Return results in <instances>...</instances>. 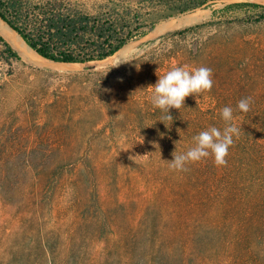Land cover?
I'll return each instance as SVG.
<instances>
[{
    "label": "rangeland",
    "instance_id": "1",
    "mask_svg": "<svg viewBox=\"0 0 264 264\" xmlns=\"http://www.w3.org/2000/svg\"><path fill=\"white\" fill-rule=\"evenodd\" d=\"M167 1L63 0L89 14L131 10L155 24L114 55L85 63L29 61L0 26L21 57L6 59L0 40V264H46L44 243L57 264H129L132 252L150 264L153 242L162 250L168 188L182 179L163 154L162 111L150 102L149 85L173 66L208 67L213 80L175 113L263 109L264 0H210L166 17L181 6ZM245 97L247 113L236 107ZM139 228L154 233L135 248ZM259 232L249 245L255 254L237 257L230 244L206 240L219 256L191 264H264Z\"/></svg>",
    "mask_w": 264,
    "mask_h": 264
},
{
    "label": "trees",
    "instance_id": "2",
    "mask_svg": "<svg viewBox=\"0 0 264 264\" xmlns=\"http://www.w3.org/2000/svg\"><path fill=\"white\" fill-rule=\"evenodd\" d=\"M62 1L0 0V16L40 55L65 63L105 59L155 26L144 24L138 15L134 18L131 10L118 15L89 14L67 8ZM208 1L168 0V5L181 6L166 17L202 7ZM259 19H264V14ZM0 40L5 45L6 59H21L1 35ZM176 110L170 109L173 121H164L169 127L162 122L163 154L170 160L173 152L182 154L194 147L193 137L199 132L212 126L223 131L225 127L220 113L180 114ZM165 115L162 112V117ZM233 117L232 123L240 134L238 138L233 136L226 166H216L210 155L187 164L186 170L180 171L182 179L171 181L166 201L172 206L169 218H162V250L154 241L150 264H191L195 259L218 257L207 247L206 240L230 244L237 257L256 253L249 245L261 239L259 230L264 227V107L257 114ZM190 216L194 217L191 222ZM202 228L205 232H201ZM146 230L139 228L135 248L139 246L137 240H151L154 229L149 234ZM42 249L46 264H57L46 243ZM129 255V264H139L136 253ZM102 264L111 262L107 258Z\"/></svg>",
    "mask_w": 264,
    "mask_h": 264
},
{
    "label": "clouds",
    "instance_id": "3",
    "mask_svg": "<svg viewBox=\"0 0 264 264\" xmlns=\"http://www.w3.org/2000/svg\"><path fill=\"white\" fill-rule=\"evenodd\" d=\"M158 77L155 85H149L153 89L150 102L154 108L166 113L160 119L164 124L165 120L173 121L170 109H181L185 105L186 97H198L213 87L212 70L205 66L191 70L183 66H173L171 70ZM251 101V97L242 98L237 102L236 107L241 112L247 113L250 110ZM220 116L225 122L223 131L212 126L199 132L193 137L194 147L182 154L173 152V159L169 165L171 169L186 170L187 164L199 162L210 155L216 166H226L229 147L234 143L233 136L238 138L240 129L232 123L234 117L231 107H223L220 110ZM165 126L169 127L167 124Z\"/></svg>",
    "mask_w": 264,
    "mask_h": 264
},
{
    "label": "bare ground",
    "instance_id": "4",
    "mask_svg": "<svg viewBox=\"0 0 264 264\" xmlns=\"http://www.w3.org/2000/svg\"><path fill=\"white\" fill-rule=\"evenodd\" d=\"M199 16V14H192V15H188L185 17H180V22L181 23H186V22H190L195 20L197 17ZM169 22V21H168ZM172 22V21H171ZM170 22V23H171ZM0 26L1 29L3 30V32L11 39V41L19 48V50L21 51V53L23 54V56L25 58H27L29 61H32L34 63H41L42 60L45 58L42 55H40L39 53L36 52V50H34L23 38L22 36L13 28H11V26L5 22L1 16H0ZM165 25L160 24L158 26V30H162V28ZM166 28V27H165ZM127 49V48H126ZM124 54V53H123ZM122 54V55H123Z\"/></svg>",
    "mask_w": 264,
    "mask_h": 264
},
{
    "label": "water",
    "instance_id": "5",
    "mask_svg": "<svg viewBox=\"0 0 264 264\" xmlns=\"http://www.w3.org/2000/svg\"><path fill=\"white\" fill-rule=\"evenodd\" d=\"M37 53H39L38 51H36Z\"/></svg>",
    "mask_w": 264,
    "mask_h": 264
}]
</instances>
